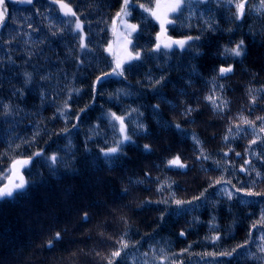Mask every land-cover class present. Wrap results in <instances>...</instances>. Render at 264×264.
Here are the masks:
<instances>
[{"label": "trees", "instance_id": "obj_1", "mask_svg": "<svg viewBox=\"0 0 264 264\" xmlns=\"http://www.w3.org/2000/svg\"><path fill=\"white\" fill-rule=\"evenodd\" d=\"M122 1L63 0L76 13L65 16L53 0H6L7 19L0 27V187L13 160L43 155L21 169L31 182L27 195L0 200V264H264L258 251L264 195H247L264 193V121L257 119L264 117L261 0H247L241 20L235 19L239 0L186 8L174 25H166L165 35L199 39L185 50L174 46L168 56L152 51L160 24L139 7L154 8L157 0H135L127 17L138 25L130 50L141 59L125 63L123 76L105 75L112 68L107 46ZM77 19L85 50L79 47L81 32L72 31ZM240 40L241 57L225 54ZM229 66L232 71L220 76L219 69ZM25 73L32 74L27 84ZM206 97L215 98L218 108ZM110 113L124 118L131 136L111 165L101 149L123 137ZM201 147L210 159H196ZM54 153L59 162L53 174L46 157ZM176 156L186 168L168 166ZM218 179L230 183L215 184ZM175 200L191 203L178 207ZM57 232L60 240L48 247ZM214 236L220 239L213 242ZM121 241L129 246L113 258ZM234 248L232 256L220 255Z\"/></svg>", "mask_w": 264, "mask_h": 264}, {"label": "snow or ice", "instance_id": "obj_2", "mask_svg": "<svg viewBox=\"0 0 264 264\" xmlns=\"http://www.w3.org/2000/svg\"><path fill=\"white\" fill-rule=\"evenodd\" d=\"M17 2H21V3H27V4H32L33 0H17ZM54 3H58L59 4V8L60 10L64 13L65 16H75L76 13L72 10L71 7H69L68 3L63 2V0H53ZM211 0H173L172 3H170L167 6V11L163 14L160 15L158 14L157 10H154L151 7H146L144 4H140L139 7L141 9H143L144 12L149 13L153 18H155L159 24H160V32L157 33V43L155 45V47L152 49V51L160 53L163 56H168L170 52L174 51V46L179 47L181 50H185L187 47H191V45L189 44V41L193 40V39H199V37H187L184 40H172L170 37L167 38V42H164L163 44L161 43V35L162 34H166L167 28L166 25H174L175 22L179 19H181V17L183 16V13L185 11V9H189L191 10L193 4H205V3H210ZM229 3H231V0H228ZM246 4H247V0H239L238 3L235 4V8H236V13H235V19L236 20H241L244 15H245V8H246ZM261 6L264 7V0H261ZM135 7V0H123V3L121 5L120 10L116 13V18L118 20H120V22L124 25V34H125V43H126V48L128 45H132V35L133 33H137L138 32V25L137 24H132V23H128L127 22V17H129L132 14V11L134 10ZM160 5L159 2L157 3V9H159ZM7 14H8V10H7V6H6V0H0V27H3L6 19H7ZM169 14H174L171 18H169ZM116 20L113 21V24L115 25ZM31 26V25H30ZM72 31L75 32H81V41H80V49L81 50H85L87 48V45L84 43V39L82 36V27H81V23L79 21V19L76 20V25H75V29H72ZM57 33L53 32V35H56ZM136 46L133 45V48H135ZM162 49L164 51H162ZM230 53L232 56L234 57H241L244 54V41L240 40L234 47L232 48H226L225 49V54ZM141 59V53L140 52H132L129 51L128 52V59L126 61H120L117 62L115 67L112 70V73H105V75H116V76H123L125 73V69L123 68V64L124 63H129L130 61L133 60H140ZM232 71V67L229 66L227 68L221 67L219 69V75L220 76H224L227 73H230ZM25 83H29L32 79V74L31 73H25ZM41 79H48V77L45 76H41ZM102 77H97L96 78V83H99L101 81ZM164 79V77H161V80H157L155 81V84H160L161 81ZM223 87V86H221ZM95 85H93V92L95 95ZM72 92H75L78 94L79 90L78 89H72ZM71 98V96L69 97ZM205 99L209 100L213 106L214 109L218 108V106L216 105V100L213 97H206ZM253 103H255V99H253ZM5 109L8 108L7 105L4 106ZM158 108V105L155 106ZM66 109H67V101L65 102V110H61L60 111V115L61 116H65L66 115ZM219 110H223L222 108H220ZM85 111V109H81V112ZM133 111H137L136 109H133ZM192 109L189 108L187 109L188 113H191ZM7 111L5 112V115H7ZM111 119L113 120H117L120 121V129H121V133L123 134V139L122 140H118L115 144V146L108 148L106 151L101 149V152L103 154V157L105 158V163L111 165V163L113 162V159L118 156L121 151V145H123L125 142H131V136L127 134L126 129H125V125H124V118L121 116H117L115 113H110L109 114ZM77 119H79V114H77ZM257 119L264 121V117H258ZM245 123H249L248 121H245ZM75 127V125H74ZM137 129L138 130H143L144 129V125L142 123H138L137 124ZM176 129L178 131H182L180 129V125H176ZM264 130V129H262ZM64 131H68V129H64ZM232 129H229V132H231ZM225 140H228L229 137L225 136L224 137ZM193 140L194 142L199 145L200 142L195 138V136H193ZM70 143V141H69ZM253 143H255V141H253ZM19 147V146H18ZM144 149L145 150H150V146L149 145H144ZM43 155L42 152H36L33 153L32 156H29L27 159H17V160H13L12 164H11V171L13 172V175L17 177V179H14L11 181L10 186L9 185H4V187H0V200H5V199H18V198H24L27 195V190L29 188L30 185V181L25 179L24 175H22L20 173V169L26 168L30 165V163L32 162L33 158L35 156H41ZM225 156L228 155V153L224 154ZM237 155H240L239 153H237ZM197 160H201V159H210L209 156L205 155L203 148L201 147L200 149V155H198L196 157ZM46 160H50L51 164L48 165L50 172H52L53 174L55 173V166L58 164L59 162V157L54 153L49 157H46ZM168 166L170 167H176L179 169H184L187 167L186 164L181 162V158L179 156L173 157L172 159L168 160ZM249 161H245V164H248ZM241 171H246L245 168H241ZM147 175V173L145 174ZM261 174L258 172L257 176H260ZM215 184H222V183H230V181H223V180H216L214 182ZM214 185H210V187H212ZM163 190V186L161 188H158L157 191H161ZM126 191V190H125ZM207 191V189L205 190ZM220 193L221 194H226L227 198L229 200H231L233 198V193L231 191H226L225 189L221 188L220 189ZM247 195H264V193H253V192H248ZM204 196V193H201L200 197H194V199L199 200ZM160 203H168L167 200L165 201H160ZM174 203L179 207L185 203H191V201H181V200H175ZM88 216L87 213H85L84 215V220H87ZM214 227V226H213ZM256 225L253 224V228H255ZM181 236H184L185 233L184 231L180 232ZM251 235V233H250ZM61 238V234L59 232L56 233L55 237L52 240L48 241V247H52L54 241H59ZM213 242L217 241L218 239H220L219 236H214L211 238ZM261 246L258 248V251L260 253H264V236L261 237ZM129 245H127L126 243H124L123 241H121V249L114 251L111 255L113 258L115 257H119L121 256V252L126 249ZM244 247L243 245H238L237 248H242ZM236 251V249H232L231 251L228 252H223L220 253L221 256H232L233 253ZM253 259H256L255 256L252 257ZM108 264H113V260L110 259L108 261Z\"/></svg>", "mask_w": 264, "mask_h": 264}, {"label": "rangeland", "instance_id": "obj_3", "mask_svg": "<svg viewBox=\"0 0 264 264\" xmlns=\"http://www.w3.org/2000/svg\"><path fill=\"white\" fill-rule=\"evenodd\" d=\"M158 2L160 5L159 9H157V3ZM172 2H173V0H157V3L153 9L157 10L158 14L163 15L167 11V6ZM122 3H123V1H122ZM114 20H116V23H115V25L113 24V34H112L110 42L107 46V52L111 56V59H112V68L108 73H112V70L115 67L117 62L126 61L128 59V52L131 51L130 45H128L126 48L124 25L116 17ZM127 22L130 23L128 19H127ZM167 38H168V36H166L165 34H162L161 38H160L161 43L163 44L164 42H167ZM171 39L177 40V39H173V38H171ZM124 64H123V66H124ZM117 122L119 124L120 134L123 137V134L121 133V129H120V121H117ZM19 171L21 173V169ZM14 179H17V177L13 175V172L10 169L9 175H8V182L6 185L10 186L11 181Z\"/></svg>", "mask_w": 264, "mask_h": 264}]
</instances>
